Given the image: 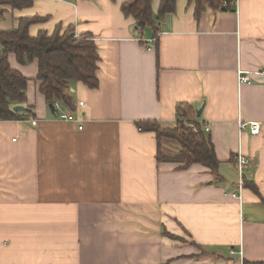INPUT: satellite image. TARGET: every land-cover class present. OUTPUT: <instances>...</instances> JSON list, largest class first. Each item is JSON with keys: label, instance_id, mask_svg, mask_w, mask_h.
<instances>
[{"label": "crops", "instance_id": "0c3cea01", "mask_svg": "<svg viewBox=\"0 0 264 264\" xmlns=\"http://www.w3.org/2000/svg\"><path fill=\"white\" fill-rule=\"evenodd\" d=\"M124 1L0 7V30L45 17L31 36L90 34L100 57L98 87L70 81L73 108L53 113L36 61L8 56L28 78L34 116L0 120V264H264V0L199 15L192 1L176 0L156 34L136 30ZM158 6L151 0L154 19ZM180 104L201 109L193 119L209 127L217 176L198 163L158 162L155 134L135 125L173 127ZM62 112L75 121L57 118ZM248 121L260 123L257 135L239 131ZM238 152L258 191L243 185L240 198L232 196Z\"/></svg>", "mask_w": 264, "mask_h": 264}, {"label": "trees", "instance_id": "16d2710c", "mask_svg": "<svg viewBox=\"0 0 264 264\" xmlns=\"http://www.w3.org/2000/svg\"><path fill=\"white\" fill-rule=\"evenodd\" d=\"M194 3L195 15L205 10L227 9L233 0H190ZM34 0H0L1 6L22 9L32 6ZM176 0H159L154 19L151 0H125L121 4L124 15L134 19L135 28L141 32L146 26L157 32L156 22L165 14L174 11ZM45 17H21L16 19V26L9 30H0V120H15L32 117L33 109L26 106V88L28 78L18 69L12 68L8 56L13 54L19 64L31 61L37 63L36 81L39 91L47 104L58 103L59 106L73 108L70 81L75 80L89 88L98 87L97 70L100 57L96 44L90 34L75 36L71 29L60 32L56 28L49 34L39 30L31 36L29 27ZM15 105H25V110L15 111ZM196 111L188 105H178L176 121L173 127L163 128L156 120H138L135 122L140 131L153 132L156 137V160L179 163L186 168L198 163L209 168L212 175H218L219 161L208 132L195 118ZM174 141L173 153L164 149L165 142ZM167 146V145H166ZM243 185L255 192L257 188L252 181L244 179ZM264 202V200H263Z\"/></svg>", "mask_w": 264, "mask_h": 264}, {"label": "built area", "instance_id": "2783aa9c", "mask_svg": "<svg viewBox=\"0 0 264 264\" xmlns=\"http://www.w3.org/2000/svg\"><path fill=\"white\" fill-rule=\"evenodd\" d=\"M237 2H238V0H233V4H237ZM221 5L226 7L228 5V3L226 0H222ZM237 78H238V81L240 83L249 82L248 75L242 73L241 71H238ZM83 105H84L83 101L78 102L79 107H83ZM54 107L56 109L60 106L58 103H54ZM57 118L63 119V120H68V121H75V116L72 113H66V112H62L59 114L57 113ZM31 123L34 125L37 123V121L35 119H33V120H31ZM246 128L249 130L251 135H257L260 131V123L257 121L239 122V124H238L239 131H242ZM203 129H204V131L208 132L209 131L208 125H204ZM233 159H234V163H235L237 173H238V191H239V193L238 194L233 193L232 196H234V197L238 196L240 198V190L243 187V181H244V171L246 168L249 167L250 159L248 156L244 155L241 152L236 153L235 156L233 157Z\"/></svg>", "mask_w": 264, "mask_h": 264}, {"label": "rangeland", "instance_id": "374dc122", "mask_svg": "<svg viewBox=\"0 0 264 264\" xmlns=\"http://www.w3.org/2000/svg\"><path fill=\"white\" fill-rule=\"evenodd\" d=\"M164 127H171V126H164ZM168 144L169 145L165 149H167L168 152L173 153L169 149H172V150L175 149V147H176L175 142L174 141H168ZM229 178H230V181H227V184H226L227 186L229 185V182H232V181H235L236 182V179H237L236 172L233 171V173L231 175H229Z\"/></svg>", "mask_w": 264, "mask_h": 264}, {"label": "water", "instance_id": "95a60500", "mask_svg": "<svg viewBox=\"0 0 264 264\" xmlns=\"http://www.w3.org/2000/svg\"><path fill=\"white\" fill-rule=\"evenodd\" d=\"M48 107L50 108L51 112H53V113L55 112V107H54L53 104H48ZM13 110H15V111H22V110H25V107L22 106V105H15L13 107ZM200 112H201V109L196 110V115L199 116L200 115Z\"/></svg>", "mask_w": 264, "mask_h": 264}]
</instances>
